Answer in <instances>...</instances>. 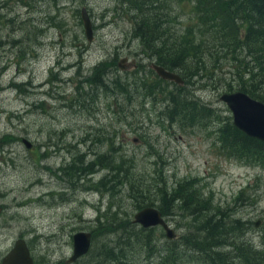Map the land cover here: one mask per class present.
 <instances>
[{"label":"rangeland","instance_id":"rangeland-1","mask_svg":"<svg viewBox=\"0 0 264 264\" xmlns=\"http://www.w3.org/2000/svg\"><path fill=\"white\" fill-rule=\"evenodd\" d=\"M113 5L112 0H0V260L18 237H25L39 261L91 264L103 243L115 244L124 233L143 227L133 219L140 203L149 200L157 207L167 201L170 207L165 215L178 236L168 239L161 225L151 230L162 241L158 247L166 249V242H178L196 217L176 198H192L198 190L210 209L227 207L232 216L249 219L248 234L260 247L264 159L247 161L229 153L215 132L218 120L233 119L220 95L234 90L186 84L216 113H202L201 121L182 117L171 123L150 100L137 97L123 104L111 89L98 91L90 84V74L107 63L109 79L148 71L151 59L131 36L128 14ZM84 6L94 23L92 40L85 31ZM183 7L182 22L191 24V4ZM113 55L128 56L129 67L121 69ZM111 145L114 157H125L131 168L137 163L143 174L124 178L126 183L109 190L96 182L108 168L83 178L64 170L78 152L89 161L95 151ZM114 226L125 229L109 232ZM98 227L107 233L92 231ZM79 230L92 232V245L68 263L73 234ZM131 242L133 261L148 264L153 248L145 246L142 253L136 236ZM192 259L181 263L211 264Z\"/></svg>","mask_w":264,"mask_h":264},{"label":"trees","instance_id":"trees-1","mask_svg":"<svg viewBox=\"0 0 264 264\" xmlns=\"http://www.w3.org/2000/svg\"><path fill=\"white\" fill-rule=\"evenodd\" d=\"M112 2L113 9L121 8L128 14L132 25L130 33L138 44L146 47V52L158 62L181 71L187 84L197 88L240 89L264 101V0ZM184 3L191 4V24L182 22L184 9L181 10L180 7L184 8ZM226 60L230 62L226 63ZM107 74L109 72L104 69V65L95 69L90 74V84L98 91L103 88L104 91L111 89L117 97L122 98L120 103L123 104L127 99L133 101L137 97L143 99L161 94L166 102L161 114L165 120H171V123H178L182 117L201 121L202 113L206 116L209 110L212 114L216 113L215 108H207L209 105L196 98L188 88L186 90V85L182 86L159 76L147 82H131L126 77L129 74L116 75L111 79L107 78ZM171 83H174L173 87L170 86ZM219 121L221 120L215 123V132L222 146L230 149L229 153H235L247 161L264 159L262 139L245 133L234 124L232 117ZM108 156L110 154H102L101 164L112 168L110 171L115 173V180L119 185L127 182L124 178L143 174L137 170V163L131 168L125 157L118 159L113 155V160L107 161ZM87 160L84 159L87 163L85 174L94 170L89 171L91 168H88L89 162L94 166V160ZM186 188L187 186L184 190ZM171 197H174V193H171ZM176 199L181 201V206L184 202L186 208L196 214L194 221L188 224V231L178 242L172 239L166 242V249L164 246L158 247V243L161 245L162 242L160 237L151 231L152 227H142L138 231L124 233L115 244L103 243V253L100 250L98 255H94L91 264H136L130 251L133 236L141 241L142 253L145 246L153 248L149 250L152 257L148 259V264H182L181 261L185 258L211 264H264V235L262 233L260 247H257L248 234L249 227L252 226L249 219L232 216L227 207L220 209L217 205L212 208L215 210L210 209V202L206 203L200 190L192 198L181 194ZM145 204L152 205L153 200L140 203L139 206L143 207ZM159 207L164 214L170 211L167 201H163ZM126 221L127 224L131 222L129 219ZM118 229L125 227L114 226L113 231L109 232ZM94 230L107 233L103 227L92 229Z\"/></svg>","mask_w":264,"mask_h":264},{"label":"water","instance_id":"water-1","mask_svg":"<svg viewBox=\"0 0 264 264\" xmlns=\"http://www.w3.org/2000/svg\"><path fill=\"white\" fill-rule=\"evenodd\" d=\"M82 18L84 20L85 31L88 39L94 37V23L91 14L86 6L82 8ZM125 59V58H124ZM159 75L166 79L183 82V77L163 65L154 63ZM220 99L225 101L232 111L233 121L237 127L248 135H252L264 140V101L251 96L244 90L225 91L220 95ZM23 141L28 147L32 146V141L24 137ZM3 206L0 205V217ZM135 222L143 227L162 225L169 239L177 236V231L171 226L163 215L161 209L154 205H147L136 211ZM261 223V219L256 221V225ZM92 245V232L89 230H79L73 234V253L67 258L71 263L88 253ZM0 264H60L59 262H40L32 254L31 247L25 237H18L14 245L2 257Z\"/></svg>","mask_w":264,"mask_h":264},{"label":"flooded vegetation","instance_id":"flooded-vegetation-1","mask_svg":"<svg viewBox=\"0 0 264 264\" xmlns=\"http://www.w3.org/2000/svg\"><path fill=\"white\" fill-rule=\"evenodd\" d=\"M142 48H143V46H142ZM142 51L145 52L146 55L148 57H150V59H151L150 62L148 64H146L147 65V68H148V71H143L141 74H139V70H136V71H134V75L133 76H131L130 74L128 76H126L128 81H131V82H140V81H144L145 80L147 82V81H150V80H155V78H157V76L162 77L161 75H159V73L157 72V70L153 66V64L156 63V64H160V65H163V66H165V65L162 64V63H160V62H158L156 58H154L151 54L147 53L146 52V47H144L142 49ZM113 59H118V56L117 55H113L112 60ZM131 62H132V64L135 63V64L138 65V63H136V59L135 58H133L131 60ZM117 64L119 65V67L121 69L128 68L129 67L128 66V64H129V57L128 56L121 57L120 59H118ZM104 69H106L107 72H110L109 71L110 68L107 65L104 66ZM171 70H173V69H171ZM173 71L178 72L183 77V82H180V83L176 82V83H178L179 85L185 86L187 83H186V78L183 75V73L181 71H178V70H173ZM98 72H99V70H98ZM162 78H164V77H162ZM147 100L152 101L155 106H157V107L160 108V110H161L160 111V114H161L162 111H164V105H165L166 102H165V99H164L163 95L159 94L157 97L146 96L145 97V102ZM160 106H163V108L160 107ZM180 111H182V109H180ZM161 115H163V114H161ZM31 147H33V144H32ZM112 153H113V147H112V145L109 146V150H107V151H102V152H100V150L99 151H95V157L92 158V159H89V161L94 160V166H93V164L92 165L90 164L91 162L88 163V166H89L88 168H91V169H89V171H91L92 169H94V170H93V172H89L88 174H92V173L96 172L100 167L101 168H108V167H105V166H103L101 164L100 159H101L102 154H110V157L108 156V158L106 160L107 161L108 160H111L112 161L113 160ZM80 154L83 155L84 153L78 152L75 155L74 161L69 162V163L67 162L68 165H67V167L64 170L67 171L68 174H70V175H73L74 174L76 176H79V178H83L86 175L85 172H84V169H85L84 159H86L87 157L84 156V155L83 156H79ZM110 169H112V168H110ZM110 169L107 171V174L103 175V177H100V179L98 181H96V182H98L97 183L98 184L97 186L101 185V186L104 187V189L108 188L109 190H112L115 187V184H116L115 173L113 171H110ZM112 178H114V180ZM111 181H113L112 184H110ZM99 187H97V188H99ZM158 208L161 209L160 207H158ZM3 209H4V207H3ZM161 211H162V209H161ZM36 261H39V260L36 259ZM40 262H43V261H40ZM59 263H60V261H59Z\"/></svg>","mask_w":264,"mask_h":264},{"label":"bare ground","instance_id":"bare-ground-1","mask_svg":"<svg viewBox=\"0 0 264 264\" xmlns=\"http://www.w3.org/2000/svg\"><path fill=\"white\" fill-rule=\"evenodd\" d=\"M36 88V87H35ZM49 166V165H48ZM137 199V198H136ZM101 201V200H100ZM18 202V201H17Z\"/></svg>","mask_w":264,"mask_h":264}]
</instances>
